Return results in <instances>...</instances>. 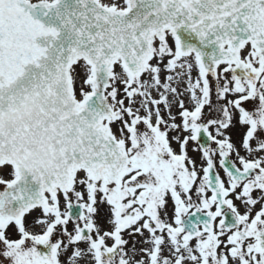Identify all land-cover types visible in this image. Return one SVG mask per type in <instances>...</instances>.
Instances as JSON below:
<instances>
[{"label":"snow or ice","instance_id":"6c2138e0","mask_svg":"<svg viewBox=\"0 0 264 264\" xmlns=\"http://www.w3.org/2000/svg\"><path fill=\"white\" fill-rule=\"evenodd\" d=\"M0 264H264V0H0Z\"/></svg>","mask_w":264,"mask_h":264}]
</instances>
